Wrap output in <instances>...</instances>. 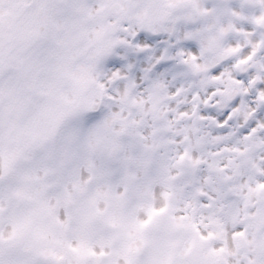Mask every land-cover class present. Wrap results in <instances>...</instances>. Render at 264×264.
<instances>
[{"label":"snow or ice","instance_id":"obj_1","mask_svg":"<svg viewBox=\"0 0 264 264\" xmlns=\"http://www.w3.org/2000/svg\"><path fill=\"white\" fill-rule=\"evenodd\" d=\"M0 264H264V0H0Z\"/></svg>","mask_w":264,"mask_h":264}]
</instances>
